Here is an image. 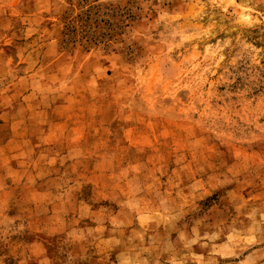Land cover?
<instances>
[{"label": "rangeland", "instance_id": "obj_1", "mask_svg": "<svg viewBox=\"0 0 264 264\" xmlns=\"http://www.w3.org/2000/svg\"><path fill=\"white\" fill-rule=\"evenodd\" d=\"M82 1L0 0V264H264V0Z\"/></svg>", "mask_w": 264, "mask_h": 264}, {"label": "trees", "instance_id": "obj_2", "mask_svg": "<svg viewBox=\"0 0 264 264\" xmlns=\"http://www.w3.org/2000/svg\"><path fill=\"white\" fill-rule=\"evenodd\" d=\"M93 1L95 2L92 3ZM81 8L77 15L70 14L72 18L66 25L64 43L68 45L80 43L85 48L94 45L108 46L112 39L122 34L124 19L121 15L117 17L118 23L115 26L109 24L108 27L103 28V32L102 30L98 32L100 22L105 24L108 22L98 18L103 5L97 3V0H83Z\"/></svg>", "mask_w": 264, "mask_h": 264}]
</instances>
